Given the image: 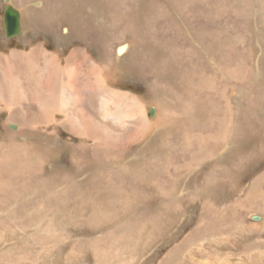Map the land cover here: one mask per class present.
<instances>
[{
  "label": "rangeland",
  "instance_id": "374dc122",
  "mask_svg": "<svg viewBox=\"0 0 264 264\" xmlns=\"http://www.w3.org/2000/svg\"><path fill=\"white\" fill-rule=\"evenodd\" d=\"M28 41L81 68L0 111V264H264V0H0Z\"/></svg>",
  "mask_w": 264,
  "mask_h": 264
},
{
  "label": "crops",
  "instance_id": "0c3cea01",
  "mask_svg": "<svg viewBox=\"0 0 264 264\" xmlns=\"http://www.w3.org/2000/svg\"><path fill=\"white\" fill-rule=\"evenodd\" d=\"M27 43V46L0 51V111H16L26 116L35 115L42 110L45 111L43 120L37 121L39 117L32 118L35 119L34 122L37 121L36 126L56 121L62 128L67 127L65 119L69 118L71 110L68 102V97L71 98L69 76L80 70L81 52L75 55L76 51L68 43L61 44L60 52L47 50L43 43ZM62 105L64 110L61 111L65 112L63 117L57 110ZM77 114L74 124L87 126L84 125L86 117L83 112L78 111ZM31 125L33 124H25Z\"/></svg>",
  "mask_w": 264,
  "mask_h": 264
},
{
  "label": "water",
  "instance_id": "95a60500",
  "mask_svg": "<svg viewBox=\"0 0 264 264\" xmlns=\"http://www.w3.org/2000/svg\"><path fill=\"white\" fill-rule=\"evenodd\" d=\"M7 1V0H6ZM2 14L3 32L7 39L14 38L21 34L20 30V15L19 11L15 9L10 3L6 4ZM123 51V48L119 49V52ZM257 218V217H254Z\"/></svg>",
  "mask_w": 264,
  "mask_h": 264
},
{
  "label": "bare ground",
  "instance_id": "6f19581e",
  "mask_svg": "<svg viewBox=\"0 0 264 264\" xmlns=\"http://www.w3.org/2000/svg\"><path fill=\"white\" fill-rule=\"evenodd\" d=\"M10 2V1H9ZM8 4V3H7ZM12 5V4H11ZM13 6V5H12ZM15 9H17L15 6H13ZM18 10V9H17ZM19 11V10H18ZM19 15H20V20H19V24H20V30H21V34H22V27H21V14H20V11H19ZM171 25V24H170ZM124 46V45H123ZM119 47V48H117L118 49V52H119V49H121V48H123V50H124V47ZM75 49V50H74ZM73 50L74 51H76V53H77V51H78V49H77V47H74L73 48ZM263 50V49H262ZM117 52V53H118ZM120 52H122V51H120ZM89 63V62H88ZM105 91V90H104ZM110 92V91H109ZM105 93H107V92H105ZM111 93V92H110ZM112 93H114V92H112ZM115 94V93H114ZM126 96V95H125ZM181 97V96H180ZM126 98H128L127 96H126ZM183 100V99H182ZM126 101H128V102H130L131 103V99H126ZM187 108H188V106H187ZM182 109H184V108H182ZM106 113V117L107 116H109V113L108 112H105ZM122 113H120V114H117V109H116V116L117 115H119L120 116V118L119 119H117V120H115V122L116 121H119V120H121V118H122V116L123 115H121ZM42 115V114H41ZM141 119H143V117H141ZM144 120V119H143ZM145 121V120H144ZM160 122V121H159ZM224 123V122H223ZM218 124V123H217ZM75 128H77L78 126H76L75 124L73 125ZM72 126V127H73ZM85 127H87V128H89L90 130L92 129V131H93V134H95V135H97L100 131H102L103 132V130L101 129V128H99V127H97L96 125H94V124H87V126H85ZM201 130V129H200ZM216 131H217V129H216ZM205 132V131H204ZM218 132V131H217ZM106 133V132H105ZM219 133V132H218ZM214 137H215V135H214ZM194 138V137H193ZM198 138V137H197ZM220 139V138H219ZM199 141V140H198ZM198 141H196V144L198 143ZM226 146V145H225ZM19 149V148H18ZM15 150V149H14ZM110 150V149H109ZM102 152V151H101ZM3 154V153H2ZM21 155V154H20ZM19 156V155H18ZM17 156V157H18ZM6 157V159L8 158L7 156H5ZM16 157V158H17ZM20 157H22V156H20ZM20 157H18L19 159H20ZM24 157V156H23ZM3 159V158H2ZM5 159V160H6ZM23 160V159H22ZM22 160H20L21 162H22ZM25 160V159H24ZM4 161V160H3ZM3 161H1V162H3ZM16 161V160H15ZM27 160H25V162H26ZM7 162H8V160H7ZM10 162V161H9ZM11 162H12V160H11ZM31 162V161H30ZM17 163V162H16ZM23 163V162H22ZM33 163H34V161H33ZM40 163V162H39ZM27 164V163H26ZM1 165L2 164H0V169L2 168L1 167ZM12 165V164H11ZM11 165H9V166H11ZM15 165V164H14ZM5 166V165H4ZM6 166H7V163H6ZM28 166V165H27ZM16 167V166H15ZM35 167V166H34ZM5 168V167H4ZM17 168V167H16ZM24 168V167H23ZM31 168V167H30ZM26 169V168H25ZM29 169V168H28ZM17 170V169H16ZM21 170V169H20ZM3 171H5V170H3ZM3 171H2V173H3ZM11 171V170H10ZM23 171V170H22ZM28 171V170H27ZM6 173H7V171H5ZM39 172V171H38ZM15 173V172H14ZM26 173V172H25ZM21 174V173H20ZM15 175V174H14ZM23 176V175H22ZM7 177V176H6ZM9 177V176H8ZM16 177V176H15ZM24 177V176H23ZM5 178V177H4ZM14 178V177H13ZM7 180H9V179H7ZM7 180H5V181H7ZM23 180V179H22ZM11 181H12V179H11ZM7 183H8V181H7ZM39 186H41V185H39ZM252 189V191L250 192V195H252L253 196V191H254V186H252L251 187ZM250 197V196H249ZM248 200V199H247ZM246 202H248V201H246ZM251 203V202H250ZM175 207V206H174ZM253 217H257V218H255V219H258L259 218V216H253ZM215 225V224H214Z\"/></svg>",
  "mask_w": 264,
  "mask_h": 264
}]
</instances>
